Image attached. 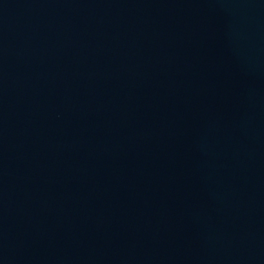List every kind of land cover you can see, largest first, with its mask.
Here are the masks:
<instances>
[{
  "label": "water",
  "instance_id": "95a60500",
  "mask_svg": "<svg viewBox=\"0 0 264 264\" xmlns=\"http://www.w3.org/2000/svg\"><path fill=\"white\" fill-rule=\"evenodd\" d=\"M0 264H264V0H0Z\"/></svg>",
  "mask_w": 264,
  "mask_h": 264
}]
</instances>
